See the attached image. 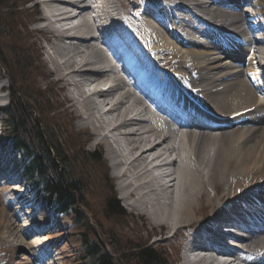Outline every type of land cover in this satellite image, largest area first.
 I'll return each instance as SVG.
<instances>
[{"label":"bare ground","instance_id":"obj_1","mask_svg":"<svg viewBox=\"0 0 264 264\" xmlns=\"http://www.w3.org/2000/svg\"><path fill=\"white\" fill-rule=\"evenodd\" d=\"M39 1L43 2L47 9L49 7L47 10L49 23L60 35V40L54 44V47L64 50L71 46L70 44L80 43L70 56L63 58L64 55L54 49L50 52L49 58L56 63L59 71L70 73L65 75L78 74L84 77L88 73L93 76L90 86L79 79L77 82V77H74L75 89H77L75 97L80 100L79 110L82 118L87 119L95 131L102 133L101 140L108 138L109 133L115 129L121 135L119 138L126 144L121 148L119 143L122 141L114 138L115 136L113 140L108 138L107 141L108 147L115 155L113 161L126 163L123 170L116 172V175L123 177L121 183L123 188H126L124 194L133 198L124 203L126 206L144 208L151 215H159L176 230L190 225L189 223L196 218V211L199 212L203 208L201 206L203 200L205 204L217 206L216 210L210 213V220L200 223L197 230L190 233L195 237L202 233L203 229L208 230V226L216 221L225 224L239 219L244 215V208L249 207L245 205H250V200L264 201V92L260 83L256 81L257 72L254 66L258 61L250 57L245 63L250 48H246L238 40L244 39L250 43L251 36L248 31H251L261 45L257 51H260L264 61V24L252 22L249 20L252 11L240 8L245 2L248 3V0H233L240 6L234 8L224 7V0H159V3L157 2L159 6L145 4L138 15L129 19L128 16L120 19L114 11L113 2L112 6L107 0H98L93 7L87 4L75 15L69 14L70 10L60 11L59 8L60 3L75 6L76 4L67 2L73 0ZM155 1L153 0V3ZM254 1L264 14V0ZM120 4L122 5V2ZM134 6L136 5L134 4L132 8ZM54 15L61 17L51 20L50 17ZM76 17L79 18L81 25L61 26V20ZM45 18L47 19V16ZM135 19L139 20V29L142 30L145 38L137 32L139 30L134 26ZM111 20L115 23V28L119 29L117 32L121 30L126 35L134 31L131 33L133 35H127L134 37L131 41H136L137 45L128 46L130 40L125 39L127 43H123L124 45L120 43L121 46L123 45L120 51L126 49L140 51L142 55L150 58L154 66L153 71H150L143 64L144 68L135 69L138 75L163 96L173 99L175 104L209 112L219 121L220 126L216 127L218 134H210L206 129L195 132L189 128L184 132L187 137L177 145L173 139L176 135L179 138L180 133L173 130L167 134L163 133V130L161 131L153 123L154 114L148 115L147 112L133 106L134 104L131 106L129 102L136 98L132 96L126 77L120 78L117 75L112 79L98 78L107 74L101 68L105 57L101 58L100 53L103 51L99 50V53L91 44L98 41L107 48L110 46L112 42L108 38H100L99 35L101 32L115 31L111 27ZM65 35L70 36L69 42H63ZM87 48L92 49L88 56L83 55ZM104 52L103 54H108L106 61H109V53L105 50ZM74 54L80 55L81 59L76 61L77 57L74 59ZM129 59L128 57L127 60ZM136 64L132 62L131 67H136ZM89 65L95 67L90 68ZM120 79L124 81L123 85ZM102 84L105 86L102 87ZM163 85H167V91L161 89ZM99 92L102 93L100 101L97 100L98 96L96 98L94 96ZM179 92L183 97H177ZM143 107L146 109L144 104ZM145 113L148 117L144 116ZM104 116L108 118L105 119ZM169 151L177 155L168 159L166 164H162L174 169L173 172L169 170L170 177L166 180L161 175V170L152 163L159 158L170 157ZM178 156L185 158L179 160ZM0 157L2 160L10 159L5 155ZM6 163L0 166V176L10 175L8 181L0 182L7 187L0 192V229H6L9 224L18 227L20 231L22 230L27 245L30 240L37 243L38 252L32 254L31 259L52 257L50 264H55L56 254L61 258L63 252L57 251L55 255L47 252V246L52 247L53 242L58 244L55 236L47 231V227L53 222H47L41 219L42 217H33L29 223V218L24 216L32 213L21 215L29 199L25 197V191L16 189L19 180L12 171L13 165L7 166ZM15 189L18 193L14 194ZM213 190L219 194L216 201ZM125 197L127 196H124L126 200ZM22 201L25 202L19 204ZM12 206L19 208L18 212L14 210L17 213L8 211ZM248 217L250 219V216ZM23 238L20 237L22 242ZM4 239L9 258L7 264H21L20 261L15 260L19 255L15 252L23 249V245L7 237ZM248 239L251 240L234 250V256L237 255L246 264H263L264 260L261 262L260 258H264V232H258ZM212 241L217 245L216 240ZM220 253L224 255L225 252ZM199 258V261L194 260L190 263L189 258L183 257L182 263L209 264ZM32 260L29 264H35ZM211 260H217V256Z\"/></svg>","mask_w":264,"mask_h":264},{"label":"rangeland","instance_id":"obj_2","mask_svg":"<svg viewBox=\"0 0 264 264\" xmlns=\"http://www.w3.org/2000/svg\"><path fill=\"white\" fill-rule=\"evenodd\" d=\"M82 1L83 2H81L79 4L83 3L84 7H85L87 5L88 1L87 0H82ZM94 1L97 2L98 0H94ZM107 1H109L111 3V5L113 2L114 6L113 5L112 6H113V8L115 7L114 11L116 12V14H118L120 19L126 18V16H128V19L130 17H135V15H138L139 12L143 10L142 8L144 7L145 4H151L153 7L159 6V4H158L159 0H156L154 3H153V0H147V1L146 0H122V1L121 0H112V1L107 0ZM40 2L41 1H39V0H21L20 1V4L21 3L24 4L23 8L25 9V14H23V16H21V17L20 16L16 17V25L21 23L20 21H28V28H27L28 30L23 31L22 33L17 32L16 25L15 26L14 25H8V23H7V22L10 23L11 21H14L13 20L14 18H8L9 20L5 18L9 15L10 12H12V9H7V8L6 9L5 8L0 9L1 17L4 15L3 19L4 20L6 19L5 28L3 27L2 30H4L3 32H6L7 34H10L11 36H13V32H14V34L18 38V41L20 42V40H21V43L23 45H21V46L19 45V49H18L19 51L21 50L23 52L25 49L27 50V47H28L27 44H31V47L34 51L33 56H34V58H36V64H38L40 66V67L36 66L37 68L35 69V72L40 74L38 77L39 84L42 87L46 86V88H45L46 97H47V95H50V97L52 98V101L54 102L55 105H57V106L63 105L59 110H57V112H58L57 114H59V115H56V117L57 116L58 117L56 119L54 118L55 120L52 118L53 120L51 119V121H50L52 123V125H55V127L57 128L58 131L57 130L56 131L58 134H60V138L62 139V141H65V139H69V137L67 136L66 130L63 129L62 124H59L58 122H56L58 118L61 119L63 121V123L65 121L67 125L68 124L71 125L73 130L76 132L75 133L76 136L74 137V139H77L76 141H79V142L82 141L85 150H88V151H94L95 149L97 151L102 150V154L104 156L103 158L107 162V166H108L107 171H106V173H107L106 177L103 174L104 168L100 169L98 163L92 162L90 156L88 157L87 155L81 153V151L78 152L77 149H76V151L75 150L72 151L73 148L66 144L67 145V152H72V153L78 152L77 162L75 163V175H76V177H80L82 179V184L84 187L83 193L85 195V201H86L88 208L93 210V212L95 211V214L97 216L94 215L93 216L94 218L95 217L97 218L98 215L101 216L102 220H100V219L99 220L103 223V227L116 229V232L114 231V234L120 240L119 244L121 246H124L127 243V241H129V240H130L129 243H132L135 240H139V242L142 240H144V241L148 240L149 245L156 246L158 248L166 249L168 256H170V258H171V261L173 263L177 262V264H178V262L182 258V243L184 242L186 236H189L190 233L193 232V227L198 225V223L200 224V223L204 222V220L207 221L210 218V213L214 212L216 210L217 206L212 207V205H210V204H207V203L205 204V201L203 200L201 203V206H203V208H201L199 210V212L196 211V214H197L196 218H194L193 221L189 223L190 225L188 224L189 226H182V227H180L179 230H176L174 228L172 229L173 226L171 227L170 225H168L165 222V220H163V218H160L159 215L158 216L157 215H151L148 211L144 210V208L141 209V208H138L136 206H126L124 204V203H126V201H130L133 198L131 195L128 196V195L124 194L126 188H123L122 183H121L123 180L122 179L123 177H120V175H116V172H118L121 169L123 170L124 167L126 166V163L122 164V163L114 162L113 158L115 157V155L113 154V152H111L110 148L107 145L108 138H109V140H111V139L113 140L114 138H118L119 140H121V138H119V136H121V135L118 134V131L114 129V131H113L114 135H112L113 132H110L108 138L101 140L102 133H99L100 131H95L93 129L92 125L90 124V122L87 119L82 118V114L80 112L81 110H79L80 109V107H79V101L80 100L76 99V97H75V96H77L76 95L77 89H75L76 88L75 87V85H76V82H75L76 79L75 78L77 77V80L79 79L80 81H85L89 85L93 76L88 74V73L85 74L84 77L79 76L78 74H75V76H74V74L73 75L71 74L72 76L71 75H65V74H70V73H68V72L63 73L61 70L59 71L56 63L52 62L53 60H51L49 58V54H51L50 52L51 51L53 52L54 49H57V48L53 47L54 43H52V42H54V40H56L58 42L60 40L59 39L60 35L55 29L52 28L49 21L45 25L37 26L36 21L46 19L45 16H44L45 19L42 18V11H41L42 7H41ZM121 2H122V5L120 4ZM148 2H151V3H148ZM34 4L38 5V9L40 11L39 13L37 12L35 14V11H34L35 7L33 6ZM52 4H54V3H52ZM134 4L136 6H134L133 7L134 9H133L132 6ZM68 7H70V6H68ZM47 10H49V7ZM79 10L81 11L82 9H79ZM123 10L125 11V13H123ZM80 16H78V17H80ZM61 22H62L61 26L67 25L66 21L65 22L61 21ZM111 22H112V20H111ZM138 22H139V20L135 19V25L134 26L139 30L137 32H140L141 36L143 38H145V36H143V33L141 32L142 30L139 29ZM67 27H69V26H67ZM111 27L113 29H115V31L111 30L110 31L111 33H109V32L107 33V31H105V32H101L100 34L106 36L105 38H108V40L111 41L112 43L114 41V43L118 42V44H120L122 42L121 44H123V43L125 44V43H127L125 39H128V40H130L129 41L130 45H133V46L137 45L136 41L135 42L131 41L134 39V37L128 36L134 32L133 30L130 31V34L127 33L128 35L127 34L125 35L121 30H120V32H117V31H119V29L115 28L114 22H112ZM60 29H62V28H60ZM0 35H1V32H0ZM131 35H133V34H131ZM26 36L31 37V41L30 42L28 41L27 44H26V39H27ZM113 36H116V37L118 36V37L117 38L114 37L115 38L114 39ZM4 38L11 40L9 35L4 34ZM99 43L100 42L96 41V42L92 43L91 45L92 46L94 45L95 49H98V51L99 50L103 51V53H105L104 50L107 52L109 51V49L107 48L106 45H103L101 43L99 44ZM95 44H96V46H95ZM97 44L100 45L102 48H100V46L97 47L98 46ZM75 45H80V43L76 42V44L72 45L73 47L69 46L67 48H64V50L57 49V51H59L62 55H64L63 56V58H64V57H66L68 55L70 56L71 54L74 53ZM87 50L86 49L84 50L85 52L83 53V55L87 54V56H88L90 51H92L91 48H87ZM8 51H9L7 53L8 56H12L11 59H13L12 52H16V50L10 47L8 49ZM100 51H99V53H100ZM135 51L134 50H132V51L121 50V52H119V56H121L123 58V56L125 54L124 57H126L127 59L129 57L130 59L127 61L130 63V65L132 64V62H136L137 63L136 67L134 66L135 69L144 68L143 64H145L144 65L145 67L147 66V68L150 71H153L154 66H153L151 60H149L150 58H148L147 55H142L140 53V51H137V50H135ZM68 52H69V54H67ZM16 53H18V52H16ZM103 53L102 52L100 53L101 58L105 57L103 63L101 64V68H103L104 64L105 65L111 64L110 55H109V61L107 60L108 61L107 62L106 59L108 58V54H103ZM5 54H6V52H5ZM5 54L3 55L0 53V55H3V56H5ZM126 55H128V57ZM19 56H21V55L19 54L18 57ZM136 56H138V58ZM16 57H17V54H16ZM16 57L14 56V62H16ZM75 58H76V61H79V59H81V56L76 54L74 56V59ZM74 67H76V63H74ZM89 67L91 68V67H95V66L89 65ZM89 67H87V68H89ZM5 70L6 69L2 65V60L0 59V77H3V78H1L0 82H1V84H6V88H7V86L9 87V85H11V84H10V78L7 75H5L6 73H8V71H5ZM104 73H107V71H105ZM14 75L17 77L19 76V74L16 70L14 72ZM109 75L110 74L107 73L106 75H103V76L98 77V78L99 79H102V78L107 79V78H109ZM121 77L122 76H120V78ZM72 78H74V79H72ZM111 78H113V76H111ZM79 80L77 82H79ZM120 80L122 82L121 85H123L124 81H122V79H120ZM101 86L103 87L105 85L102 84ZM7 91L4 90L3 93L1 92L2 93L0 95L1 103L7 104L8 99H9V93ZM36 92H37V90H36ZM94 96H95V98L97 96L99 97V99L97 98L98 101H100L102 99V93L101 92H99L98 94L96 93ZM133 98H135V97L133 96ZM138 100L139 99L136 98V100L130 101L129 103H131V106L134 104L133 106H136V107H138V109H141L142 111L146 112L147 110H145L143 107L144 103H141V102H139L141 100H139V101ZM31 102L36 103L35 101H31ZM104 108H106V107H104ZM145 115H147V113H145L144 116ZM6 116H7V114L4 113L2 117L6 118ZM104 117H105V119L108 118L106 116H104ZM146 117H148V115ZM110 118H111V116H110ZM0 123H1V121H0ZM5 126H6V123L4 125L2 124V127L0 129V133H3V131L6 132ZM158 127L162 131L161 127L160 126H158ZM115 131H117V132H115ZM194 131L197 132V129L194 128ZM208 132L210 134H213V135H216V133L217 134L219 133L218 130L217 131L216 130H210ZM163 133L167 134L170 132L163 131ZM4 134L6 135V133H4ZM146 134L147 133H144V135H146ZM180 134L184 135V136L180 135V137L178 138L177 137L178 135H176V136H174V139H173V141L176 142L177 145H179L187 137L184 132L180 133ZM5 140L9 144V139L6 136L0 138V143L4 144ZM121 141L122 142L119 143V146L121 148H123V147H125L126 144H125V142H123V140H121ZM4 152H7V150H5ZM168 153L170 154V157L168 156L169 158L168 157H166L164 159L159 158L158 160L153 161L152 164L155 165L158 170H161L160 165L163 164L162 163L163 161H164V164H166L165 162L166 161L168 162V159L173 158L175 156V154L177 155V153L171 152V151H169ZM183 157L184 156H181L178 159L180 160ZM161 158H163V157H161ZM18 160H20L19 154H18ZM161 166H164V165H161ZM16 167L17 166L15 164L14 169L16 170V174L18 175L19 170H17ZM168 167L169 166H166L165 168H162V170H164V171H166V170L171 171L172 170L171 172H173L174 169L173 168L170 169ZM175 167H176V164H175ZM16 179L18 180V178H16ZM21 180H22L21 183L18 182V185L15 187H17L16 189L18 191H19V189L22 191H25V197H27L29 199L28 200L29 203L24 205V209L21 211V215L22 214L25 215V213H32V215L27 214L26 216H24V218H27V219L29 218V222L31 221V219H33V217H37V218L42 217L41 219H45L47 222H53L51 226L47 227V231H48V233L55 236L58 244H56V242H53L52 247L47 246L46 249H47V252H49V254H51V255H55L57 251L63 252V255L61 258H59L58 257L59 255L56 254L55 258H56L57 262H55V264H82L81 259H80L81 250H82V240H81L80 231H79L80 228H78V226L75 222L74 211L73 210H67L64 212H59V211L53 209L52 207L47 205L46 197L42 193H40L36 189H31V188L28 189L27 184L29 182L23 178H21ZM124 182H126V180ZM107 186H111L114 189L117 197L120 199L121 203L124 204V206L126 207V210L128 212L126 217H122L118 223H113L111 220H105L104 217H102V213L104 212L103 210L105 207V201L108 197ZM6 188L7 187L5 185L0 184V192H3L4 190H6ZM25 188H27V189H25ZM16 189H15V191H13L14 194L18 193ZM34 193H36V194H34ZM212 193L215 195L214 200L216 201L219 194L216 193V191H214V190ZM124 196H127V197H125L126 200L124 199ZM24 202L25 201H22L19 204H23ZM16 207L17 206H12L13 209L11 208L8 211L10 213L11 212L17 213L19 208H16ZM79 207H81V206H79ZM205 207H206V209H205ZM15 209L17 210V212H15L16 211ZM94 218H93V220H94ZM113 219L118 220V218H113ZM6 224H9V223H6ZM52 226H53V229H52ZM9 227H7L8 229L7 228L6 229H4V228L0 229V264H7L9 261V258L6 254L8 251L6 250V247H5V239H4L5 237L10 238L15 243L21 244V246L23 245L22 246L23 249H19L15 252V253H17V255L19 254L15 258V260H18V262L20 261L21 264H29L30 260H32L31 258L33 257L32 254L38 252L39 248L36 246L37 243L30 240V241H28V245H27V243H26L27 240L25 238H23L24 234L22 233V230L20 231L18 229V227L15 228L14 226H12L10 224H9ZM23 231H24V228H23ZM29 233H31V232H29ZM29 235L31 238L34 239V237L31 236V234H29ZM19 236L23 238V240H24L23 242L20 240ZM13 249H14V247H13ZM51 260H52V257H51V259H49L47 256L35 257L34 260H32V262H34L35 264H37V262H38V264H44V263L50 264ZM41 262H44V263H41ZM239 264H243V263L239 262Z\"/></svg>","mask_w":264,"mask_h":264},{"label":"trees","instance_id":"obj_3","mask_svg":"<svg viewBox=\"0 0 264 264\" xmlns=\"http://www.w3.org/2000/svg\"><path fill=\"white\" fill-rule=\"evenodd\" d=\"M20 1L0 0V9H12V12L5 17L6 19L14 18V21L7 22L8 25L15 26L16 17L25 14L24 4H20ZM3 17L4 15L1 17L0 12V53L4 55L6 52L5 56L0 55V59L5 71H8L5 75L10 78L11 83L8 90L9 103L3 108L7 114L6 133L15 149L19 150L23 156L24 174L31 185L40 189L45 194L47 203L57 211L62 212L68 209L74 211L82 239L80 255L82 264H175L171 261L166 249L151 246L148 240L140 242L135 240L132 243H129V240L121 246L120 240L114 234L116 229L103 227L100 221L101 216L93 217L96 214L86 204L82 179L75 175V163L78 152L81 151L90 156L92 162L98 163L100 169L104 168L103 174L106 177L108 166L103 158L102 150H85L82 141L74 139L76 132L71 125H67L65 121L63 123L58 118L56 122L62 124L69 137L62 141L57 128L50 121L58 117H56L59 115L57 110L63 105H55L50 95L46 97V86L42 87L38 82L40 74L35 72V69L40 66L36 64L31 44H27L31 41V37L26 36L27 50L19 51V45L23 44L21 40L18 41L14 32L13 36L3 32L2 28H5L6 22ZM20 22L16 25L17 32L22 33L28 30V21ZM4 34L9 35L11 40L4 38ZM10 47L21 56L18 57V53L12 52L13 59H11L12 56L7 54ZM14 56L16 62H14ZM15 70L19 74L18 77L14 75ZM66 144L73 148L72 151L77 149L78 152H67ZM107 189L108 197L102 217L118 223L122 217H126L128 212L114 189L111 186H107Z\"/></svg>","mask_w":264,"mask_h":264}]
</instances>
